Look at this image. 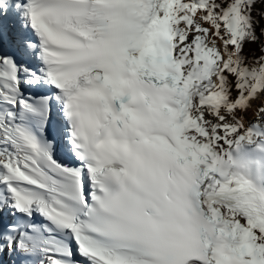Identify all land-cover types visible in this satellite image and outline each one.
<instances>
[{"label":"snow or ice","instance_id":"1","mask_svg":"<svg viewBox=\"0 0 264 264\" xmlns=\"http://www.w3.org/2000/svg\"><path fill=\"white\" fill-rule=\"evenodd\" d=\"M0 264H264V0H0Z\"/></svg>","mask_w":264,"mask_h":264}]
</instances>
